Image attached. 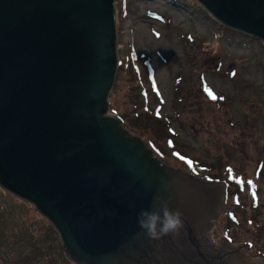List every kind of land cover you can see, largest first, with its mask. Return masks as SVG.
I'll list each match as a JSON object with an SVG mask.
<instances>
[{
    "label": "water",
    "instance_id": "1",
    "mask_svg": "<svg viewBox=\"0 0 264 264\" xmlns=\"http://www.w3.org/2000/svg\"><path fill=\"white\" fill-rule=\"evenodd\" d=\"M197 1L264 42V0ZM118 60L114 0H0V187L75 264H226L210 236L226 181L164 162L108 111ZM157 198L181 211L177 234L138 225Z\"/></svg>",
    "mask_w": 264,
    "mask_h": 264
},
{
    "label": "rangeland",
    "instance_id": "2",
    "mask_svg": "<svg viewBox=\"0 0 264 264\" xmlns=\"http://www.w3.org/2000/svg\"><path fill=\"white\" fill-rule=\"evenodd\" d=\"M114 6L121 65L108 111L124 115L123 126L164 162L225 180L213 243L231 264H264V42L221 24L197 0ZM53 244L61 246L51 222L0 187V264H47L55 254H42Z\"/></svg>",
    "mask_w": 264,
    "mask_h": 264
},
{
    "label": "clouds",
    "instance_id": "3",
    "mask_svg": "<svg viewBox=\"0 0 264 264\" xmlns=\"http://www.w3.org/2000/svg\"><path fill=\"white\" fill-rule=\"evenodd\" d=\"M157 199L159 203L155 209L145 208L139 211L138 225L145 230L147 236L154 239L164 235L177 234L183 227L181 211L171 208L169 200Z\"/></svg>",
    "mask_w": 264,
    "mask_h": 264
},
{
    "label": "trees",
    "instance_id": "4",
    "mask_svg": "<svg viewBox=\"0 0 264 264\" xmlns=\"http://www.w3.org/2000/svg\"><path fill=\"white\" fill-rule=\"evenodd\" d=\"M221 24H223V23H221ZM119 58V57H118ZM121 65V62H119V60H118V67L117 68H119V66ZM109 100V103H111V100L110 99H108ZM110 108H111V106H110ZM118 115V114H117ZM120 117L122 118V121L124 122V120H125V116L124 115H122V114H120ZM125 127V126H124ZM126 128V127H125ZM127 129V128H126ZM145 143H146V145L148 146V144H150V141H148V140H145ZM155 145V144H154ZM158 145V144H157ZM159 146V145H158ZM160 147V146H159ZM154 151V150H153ZM214 177L215 176H213V177H210V178H213L214 179ZM217 179V178H216ZM219 179H221L220 177H219ZM244 208H246V205L244 206ZM260 223V222H259ZM260 226H261V223H260ZM229 227V229H231V225H229L228 226ZM50 251V252H49ZM48 251V253L47 252H45L44 254H42L44 257H42V259L44 260L46 257H48V256H50V253H54L55 254V256H54V258H52V257H48V259H47V264H56V263H60L61 261L62 262H65V264H75V263H73L72 261H70L69 259H68V257L65 255V253H64V251L62 250V248H61V246H60V244H53V245H50V250ZM45 261V260H44Z\"/></svg>",
    "mask_w": 264,
    "mask_h": 264
},
{
    "label": "snow or ice",
    "instance_id": "5",
    "mask_svg": "<svg viewBox=\"0 0 264 264\" xmlns=\"http://www.w3.org/2000/svg\"><path fill=\"white\" fill-rule=\"evenodd\" d=\"M212 98H213V99H216V96H215L214 94H212ZM221 99H223V97H221ZM181 158L183 159L184 157H181ZM188 163L191 164L192 161L189 160ZM241 183H242V184L244 183V181H243L242 179H241ZM248 184H252V185H253V188L255 187V185L253 184L252 181H248ZM253 195H255V191H253Z\"/></svg>",
    "mask_w": 264,
    "mask_h": 264
},
{
    "label": "bare ground",
    "instance_id": "6",
    "mask_svg": "<svg viewBox=\"0 0 264 264\" xmlns=\"http://www.w3.org/2000/svg\"><path fill=\"white\" fill-rule=\"evenodd\" d=\"M213 251H217V252L222 253V254H223V255H222L223 258H224V256H226V255L228 254V253H226V251H224V250H220V251H219V250H213ZM217 252H216V253H217ZM227 256H228V255H227ZM229 258H230V256H229ZM225 261H226V264H231L230 261L228 260V258H226ZM231 262H232V261H231Z\"/></svg>",
    "mask_w": 264,
    "mask_h": 264
},
{
    "label": "flooded vegetation",
    "instance_id": "7",
    "mask_svg": "<svg viewBox=\"0 0 264 264\" xmlns=\"http://www.w3.org/2000/svg\"><path fill=\"white\" fill-rule=\"evenodd\" d=\"M149 12H151V11H149ZM148 14H149V13H148ZM226 184H227V182H226ZM226 190H227V193H228V186H227ZM227 195H228V194H226V197H227ZM230 240L232 241V239H230ZM221 249L224 250L223 247H222Z\"/></svg>",
    "mask_w": 264,
    "mask_h": 264
}]
</instances>
